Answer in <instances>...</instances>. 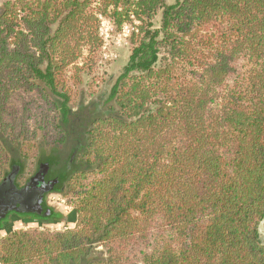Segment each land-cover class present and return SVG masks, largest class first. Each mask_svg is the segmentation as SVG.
Here are the masks:
<instances>
[{"label": "trees", "instance_id": "obj_1", "mask_svg": "<svg viewBox=\"0 0 264 264\" xmlns=\"http://www.w3.org/2000/svg\"><path fill=\"white\" fill-rule=\"evenodd\" d=\"M102 19L130 27L127 59L72 103ZM50 113L71 153L26 180L56 181L40 197L70 216H19L65 228L12 230L0 264H264V0H0V182L27 183L19 150Z\"/></svg>", "mask_w": 264, "mask_h": 264}, {"label": "rangeland", "instance_id": "obj_2", "mask_svg": "<svg viewBox=\"0 0 264 264\" xmlns=\"http://www.w3.org/2000/svg\"><path fill=\"white\" fill-rule=\"evenodd\" d=\"M165 1L166 3L174 2V0H165ZM158 20H159V13H157L156 16L154 17L153 22L155 25L158 24ZM128 28L130 30V27ZM128 28H124V30L122 29L121 31L118 32L112 27V25L108 22V20L102 19L100 26V36L103 38V44L96 51L94 57H92L94 60L93 62H95V64L91 66V71L87 74H83L82 76L83 81L78 87L72 86L73 91H70L72 103L77 102L81 93L88 95L91 92L97 91L100 88L102 80L105 77H107L109 74L116 72L120 68V66H122L123 63L126 61L130 46L128 40L129 32H127ZM83 54L84 56H86L87 52L84 51ZM70 72H72L71 69H68V72L67 74L65 73L64 77L70 76L71 74ZM68 84H70V80L68 81L67 85ZM88 90H92V91L87 92ZM33 96L36 99L33 100L32 110L35 112H40L44 110L46 107L40 103L39 99H37L38 95L35 92H33V94H26L24 100L25 101L30 100L29 98ZM16 100L20 102L21 98H16ZM19 107H21V104ZM44 115L47 116L45 117V120L48 121H46L47 122L46 130L44 129V131L42 132L43 137L45 138L43 139L44 142L42 144V147H39L37 145L36 140H34V142L33 140L31 141L28 140L26 141V143H24L22 147L23 150H19L21 156H23L26 161L25 166H23V168H21V171H19L22 173L20 174V178H19V183L21 184L22 182H28V180L26 179L28 178V176H30L32 173L36 171L38 166L40 167L44 166L46 162L44 160L46 157L45 155H49L54 152H59L62 155V157L66 159L71 153L72 148L69 145L66 146L60 145L58 147L51 146L52 145L51 143L53 141V136L55 137L54 132L50 128V121H49L51 119L52 114L50 113L49 115L46 114ZM41 120H42L41 115H31V118H29L28 122L31 121L30 127L33 129L37 124H41L40 122ZM37 138H40V135ZM71 156L73 157L74 154L72 153ZM1 163H2V159L0 160V164ZM15 174H19L18 169L17 171H15ZM45 206L52 209L54 208L56 211L61 212L66 216H70L69 213L71 211V207L68 205V202L66 201V199L63 198V196L60 193H48L47 196L45 197ZM11 216L15 218H20L15 214H11ZM9 220L10 219H8V221ZM36 225L41 228L42 227L63 228L61 224L55 223V220L47 223L39 222V224H33V226ZM258 232H259V239L261 243L264 244V218L259 223Z\"/></svg>", "mask_w": 264, "mask_h": 264}, {"label": "water", "instance_id": "obj_3", "mask_svg": "<svg viewBox=\"0 0 264 264\" xmlns=\"http://www.w3.org/2000/svg\"><path fill=\"white\" fill-rule=\"evenodd\" d=\"M15 172V171H14ZM33 180L18 188L14 183V173L9 174L0 182V220L9 211L33 212L41 215L48 214L41 198L36 192ZM24 195H33V200L21 199ZM35 201V202H34Z\"/></svg>", "mask_w": 264, "mask_h": 264}, {"label": "flooded vegetation", "instance_id": "obj_4", "mask_svg": "<svg viewBox=\"0 0 264 264\" xmlns=\"http://www.w3.org/2000/svg\"><path fill=\"white\" fill-rule=\"evenodd\" d=\"M45 179H47V184L45 185L44 184V187L42 186V187H36L35 185V187H36V192H37V194L39 195V198H41L42 199V201H43V203H44V205H45V197L47 196V194L48 193H46V195L44 196L43 195V197H40L41 196V194H42V192H44L45 190H46V188H50L52 185H54L55 184V182L56 181H54L53 179H51V180H48V178H46L45 177ZM26 184V183H25ZM24 184V185H25ZM16 185V184H15ZM17 187V186H16ZM18 188H21V187H18ZM21 199H24V200H27V199H29L30 201H32L33 200V195H24V196H22V198ZM35 202V201H34ZM52 209V208H51ZM55 210V209H54ZM19 212H15V211H9L6 215H5V217L4 218H2L1 220H0V226H2L5 222H9L8 221V219H11V218H13L12 216H11V214H15L16 216H29V215H32L33 213H29V212H20L19 214H18ZM25 214V215H24ZM11 216V217H10ZM18 219H20V218H18ZM20 220H25V219H20ZM26 222V221H25ZM27 222H33V221H27Z\"/></svg>", "mask_w": 264, "mask_h": 264}, {"label": "crops", "instance_id": "obj_5", "mask_svg": "<svg viewBox=\"0 0 264 264\" xmlns=\"http://www.w3.org/2000/svg\"><path fill=\"white\" fill-rule=\"evenodd\" d=\"M64 216H66V215H64ZM55 223L63 225V221H55ZM31 225H33V222H25V221H22L18 218L13 217L12 219H10L9 222H5L2 226H0V238H2L3 236H5L6 234H8L9 232H11L12 230H14L16 228L25 229ZM66 225H68L69 227H73L74 222H72V223L69 222ZM39 228H41V227H39ZM64 228L65 227L63 226V228L56 227V228H52V229H60L61 230Z\"/></svg>", "mask_w": 264, "mask_h": 264}, {"label": "built area", "instance_id": "obj_6", "mask_svg": "<svg viewBox=\"0 0 264 264\" xmlns=\"http://www.w3.org/2000/svg\"><path fill=\"white\" fill-rule=\"evenodd\" d=\"M124 28H128V26H125ZM124 28H123V30H124ZM127 32H130L129 28H128V31ZM61 201H63V200H61Z\"/></svg>", "mask_w": 264, "mask_h": 264}]
</instances>
